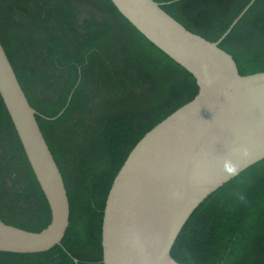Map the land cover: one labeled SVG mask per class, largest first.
Segmentation results:
<instances>
[{
	"label": "trees",
	"instance_id": "obj_1",
	"mask_svg": "<svg viewBox=\"0 0 264 264\" xmlns=\"http://www.w3.org/2000/svg\"><path fill=\"white\" fill-rule=\"evenodd\" d=\"M154 1L190 32L217 42L252 0ZM0 42L38 112L71 207L61 245L40 254L0 252V264H103L114 179L137 143L196 97L197 82L110 0H0ZM220 48L242 76L264 72V0ZM0 219L30 232L52 219L1 95ZM171 255L179 264H264V160L198 207Z\"/></svg>",
	"mask_w": 264,
	"mask_h": 264
},
{
	"label": "water",
	"instance_id": "obj_2",
	"mask_svg": "<svg viewBox=\"0 0 264 264\" xmlns=\"http://www.w3.org/2000/svg\"><path fill=\"white\" fill-rule=\"evenodd\" d=\"M110 1L150 43L195 78L199 92L137 143L114 179L102 226L103 264H179L171 251L193 213L218 189L264 160V72L242 76L234 58L220 48L256 0L217 42L187 30L162 3ZM0 95L52 214L41 232L0 219V252L44 253L61 245L70 226V201L38 112L1 42Z\"/></svg>",
	"mask_w": 264,
	"mask_h": 264
}]
</instances>
